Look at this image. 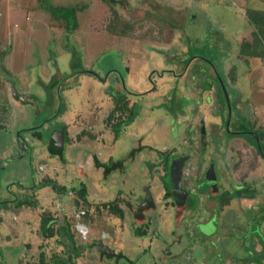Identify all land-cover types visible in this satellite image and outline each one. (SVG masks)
I'll return each instance as SVG.
<instances>
[{
	"label": "rangeland",
	"instance_id": "obj_1",
	"mask_svg": "<svg viewBox=\"0 0 264 264\" xmlns=\"http://www.w3.org/2000/svg\"><path fill=\"white\" fill-rule=\"evenodd\" d=\"M12 1L2 0L0 10V129L14 112L23 118L17 126L41 123L40 135L45 138V129L57 127V120L61 121L67 141L60 144L56 140L58 150L52 136L40 143L31 133L26 137L33 149L30 163L28 155H23L0 166V200L10 194L16 198L11 186L16 187L19 181L27 186L51 177L57 187H64L57 191L49 186L26 189L28 206L0 209V245L7 246L8 256L5 264L41 260L43 264H224L244 257L254 226H264L260 212L264 193L243 199L241 204H223L219 215L216 213L217 223L196 222L195 217L202 215L196 213L190 218L192 211L180 214L182 208H177L180 213L175 216L172 206H168L170 198L163 197L159 189L164 169L161 153L156 151L172 153L170 157L189 154L182 181L186 185L195 181L196 170L191 168L204 143L185 140L192 138L193 121L202 118L211 87L216 88L218 96L217 114L226 117L228 104L219 82L225 80L221 68L224 48L233 49L238 37L250 30V13L264 11V0H189L179 13L185 15L184 21L167 16L176 21L177 39L181 41L168 49L161 48L166 28L161 22L162 0H105L106 6L100 9V0H26L25 6L10 7ZM82 2L88 4L87 10L78 13L80 24L72 36L67 34L73 30L63 29L62 22L44 8L47 4L68 8ZM92 9H97V18L91 14ZM85 11L90 13L88 20ZM106 27L122 31L111 35L113 39L107 38ZM67 70L73 73L62 80ZM52 76L58 77L55 86L49 83ZM119 77L124 84L117 80ZM254 79L264 91V74L257 71ZM13 86L26 96L36 92L38 102L33 109L10 97ZM123 87L129 90L125 95L127 107L135 103L139 111L133 122L120 126L114 136L111 124L125 120L126 112L114 111L110 119L106 116L114 105L111 97H117L115 92L123 91ZM55 95L57 98L52 100ZM27 99L30 102L32 98ZM260 99L259 105L250 108L257 117L253 120L264 130V95ZM242 124L245 134L253 123L243 119ZM222 127L220 135L208 136L211 149L215 147L219 154L226 138L232 137L226 132L227 124ZM228 127L232 130L231 123ZM243 137L250 139L246 134ZM15 138L14 131H0V150ZM50 149L56 153L54 157L48 156ZM237 149V145L232 146L229 157L224 156L226 172L223 179L218 176V188L233 191L243 186L245 169L255 166L252 152L243 150V156H234ZM109 157L112 161L124 159L123 170L111 161L105 165ZM261 163L264 166L263 159ZM261 174L258 182L264 184V172ZM81 185L83 197L79 193ZM145 187L150 193L151 209L155 207L152 216L140 206ZM206 191L210 196L215 194L212 189ZM107 200L122 208V217L100 205ZM224 215L238 219L224 222L235 225L227 234L217 221ZM47 216L53 218L48 223L55 229L49 237L40 230V222ZM58 227H65L67 232L61 233ZM135 227L145 235H133Z\"/></svg>",
	"mask_w": 264,
	"mask_h": 264
},
{
	"label": "crops",
	"instance_id": "obj_2",
	"mask_svg": "<svg viewBox=\"0 0 264 264\" xmlns=\"http://www.w3.org/2000/svg\"><path fill=\"white\" fill-rule=\"evenodd\" d=\"M189 0H162L161 2V22L163 24H165L166 28L170 29L171 31H169L168 29L164 28V35L161 36V48H173L176 44H180V39H177V35L178 33L176 31H178V27H176L175 23L176 21L172 22L170 21L167 16L171 15L172 20L175 19H180L181 21H184L183 18H185V15H179L180 11H181V7L182 4L185 5L188 4ZM2 0H0V10L3 8V4L1 3ZM106 1L105 0H100L98 2V8L100 9L102 6L105 7L106 6ZM24 5L26 4V0H13L12 4L10 5V7H15V6H20V5ZM81 5H83V7H81L80 10L76 11L75 16H76V26L74 29H72V32H69L67 35L68 36H72L74 35L75 31H77L78 26L80 24L79 18H78V13L80 12H84V10H87V3L84 4L83 2L81 3ZM96 9V11H97ZM93 13H91L92 15L94 14L96 17V11L94 12V10H91ZM110 12V10H109ZM86 15V19H89V12L85 11ZM27 18V17H26ZM25 18V20H27ZM97 18V17H96ZM58 22V21H57ZM179 22V21H178ZM40 25V23H39ZM106 31L104 32V34L106 36H108L107 38H112V36L114 37L115 35H120V30H116L114 27L111 28H104ZM1 30V28H0ZM252 31H254L253 26L251 25V28L249 31L241 34L238 38V40L235 42L236 44L233 45V49H231L229 46H226L224 48V64L222 65V71H224V79H220L219 82H222V86L225 94V98L227 101L228 106L226 107L227 109V113H226V117L224 118V116H219L218 110L219 107L217 105V94L215 92L216 88L211 87L208 90V94H207V98H206V104L204 106V108L202 109V118H198L201 119L199 120L197 123H195L193 121L191 128L193 129V135L192 138H187L185 141L187 142H192V141H198L200 143H204L203 144V149H199V152L201 155H199L196 160L198 159V163L199 165H201V168H203L208 159L210 157H217L218 154L214 151L215 147L211 149V142H208V136H211L212 133L216 134V135H220V132H222L223 130V124H227L226 127V132H228L229 128V123L233 124L234 126L237 125H242V120L243 119H248V121H252V125L255 126V124H258L255 120L253 119H257V117H254L253 113H251V106H256V104H258V99L261 101V97H263L264 95V91H262L261 88V84L259 83L258 79L255 80L254 76L256 74L257 71H259L260 73L264 72L261 70L260 67V56H248V55H244V54H240V50H241V46H248V51H252L253 47L256 46V42L254 44H251V33ZM2 33V31L0 32ZM66 34V33H65ZM112 35V36H111ZM113 39V38H112ZM54 40V37H53ZM215 45L219 44V41L216 40L215 41ZM250 43V44H249ZM243 49V48H242ZM248 53V52H247ZM250 53V52H249ZM3 55V54H2ZM166 55V54H165ZM175 56V55H174ZM3 60H4V55L2 56ZM170 57H172L170 55ZM169 57V58H170ZM112 70V69H111ZM129 70V69H128ZM171 69H161L162 72L164 71H170ZM69 71V70H67ZM114 71V70H112ZM131 71V70H130ZM73 72L70 70L67 75L64 76L65 80L67 79ZM114 73V72H112ZM161 77H162V73H161ZM57 76L55 77H50L49 83L51 85L55 86V83L58 82L57 80ZM120 78V77H119ZM162 79V78H161ZM117 80H120V82L122 84H124V82L120 79L117 78ZM115 83V82H114ZM196 84V83H195ZM260 84V85H259ZM12 87V86H11ZM197 89L199 88L198 86H196ZM124 88V87H123ZM231 88V91H230ZM127 91L129 93L128 88H126ZM38 90V89H37ZM58 91V90H57ZM11 92V91H10ZM131 92V91H130ZM24 92L20 91H16L15 86H13V91L11 92L12 96H17V100L21 101V102H27L28 107L30 108H34V105L37 104L38 102V96L36 94V92L34 91L32 95L26 96L25 98L21 95ZM25 94V93H24ZM36 95V97H35ZM32 98L31 101L29 102L27 98ZM56 97L52 96V100ZM23 98V99H22ZM57 98V97H56ZM24 100V101H23ZM40 100V99H39ZM53 102H56V100H54ZM233 103V104H232ZM261 103V102H260ZM232 104V105H231ZM30 105V106H29ZM259 105V104H258ZM57 108V106H56ZM136 118V117H135ZM197 118V116L194 115L193 120H195ZM162 123V122H161ZM210 127H209V126ZM263 125V124H262ZM257 129H259L261 132L264 133V130L261 129V125L258 124V126H255ZM224 144V149L223 151V156L229 157V153H230V149H232V146L237 145L238 149L235 151V155H241L243 150H246L247 152L252 150L251 148H249V145H245L243 143V141L241 140V138H230V136H228V138H226V141L223 143ZM210 149V150H209ZM13 150H5L3 153V157L4 158H11L13 156ZM208 151V153H207ZM11 152V153H10ZM198 152V153H199ZM206 154H205V153ZM252 152V151H251ZM216 154V156L214 155ZM253 154V159L254 162L256 161V163L254 164V167H249L247 169H245V172H247L246 174V180L243 179V183L247 184V182L249 181H253L254 185H255V189L259 190L258 188H260L261 193H264L263 187H261V185L259 184L260 182H258V179H260L261 176H259V174L264 172V166L261 163V159L260 157H257ZM226 165V164H225ZM226 170V169H225ZM259 171V172H258ZM201 169L198 173V175L201 173ZM262 175V174H261ZM201 176V175H199ZM202 177V176H201ZM255 179V180H254ZM203 181H205V179H203ZM205 187H202V190H204ZM259 192H257L256 194H253L252 197L254 196H258ZM205 195V193H204ZM251 198H244L246 200L252 199ZM232 203H235V201L231 200L229 201V204L232 205ZM250 207H248L249 209Z\"/></svg>",
	"mask_w": 264,
	"mask_h": 264
},
{
	"label": "flooded vegetation",
	"instance_id": "obj_3",
	"mask_svg": "<svg viewBox=\"0 0 264 264\" xmlns=\"http://www.w3.org/2000/svg\"><path fill=\"white\" fill-rule=\"evenodd\" d=\"M86 71V70H85ZM87 72H89V71H87ZM86 73V72H85ZM89 74H90V72H89ZM91 75H93V77L95 78V79H97L98 81H102V78H99L98 77V75L97 74H95V73H93V74H91ZM124 90L123 91H125L126 89L125 88H123ZM12 91V90H11ZM122 90H121V92H119V91H116L115 93H117V94H121V95H127V93L128 92H123ZM114 93V94H115ZM24 94V93H23ZM129 94V93H128ZM9 95H10V97L12 96L11 95V92L9 91ZM22 95V94H21ZM110 95H112L111 93H110ZM24 97H25V94H24ZM13 100H15L16 102H18V100H17V96H13V97H11ZM112 98V97H111ZM23 99V98H22ZM125 100H126V98H125ZM24 101V100H23ZM23 104H27V102H23ZM114 106V105H113ZM13 109V108H12ZM11 109V110H12ZM111 109H113V107L111 108ZM13 111V110H12ZM111 111V110H110ZM109 111V112H110ZM116 111V110H115ZM114 112V111H113ZM112 112V113H113ZM55 117V116H54ZM17 118H19V121H17ZM55 119V118H54ZM135 119V118H134ZM21 121H23V118H21V116L19 115V117H16V115L14 114V112H12L11 113V115L9 114V116H8V118L6 119V124H5V126L4 127H2L1 129H0V131H3V130H11L12 132L14 131L15 132V136H16V138L15 139H11V140H9V144H8V146H6V147H4L3 148V150L1 149L0 150V153H4V151L5 150H12V149H14L15 147V149L13 150V156L11 157V158H4L3 156H2V160L0 161V166L2 165V163L3 162H6V161H9V160H14L15 159V156H18V157H20V156H26V155H28V164L30 163V161H31V159H30V157H32V153H31V150H33L32 149V147H31V145H29L28 144V141H26L27 139H26V137L27 136H29V134H31V133H34L35 135H36V137L38 138V140L40 141V143H45L47 140L49 141V138H50V136H52L53 137V139L55 138L56 140H57V137H59V133H61V144H64V143H66V141H67V133H66V129L64 128V126H63V124L64 123H62L61 121H58L57 120V123L56 124H58L57 125V127H50V129H45V133H46V131H47V134H46V138H45V136H41L40 134H41V132L42 131H39L40 130V128L41 129H43L42 128V124L41 123H37V124H29V123H27L28 125H26V126H24V125H18L17 126V123H19V122H21ZM55 121V120H54ZM17 122V123H16ZM133 122V120L130 122V123H132ZM129 123V124H130ZM128 124V125H129ZM230 124V123H229ZM8 125V126H7ZM243 125V124H242ZM234 126H233V124H232V130L231 129H229L228 130V133H230L231 135H232V137H230V138H241V140L243 141V143L245 144V145H249V148H251L252 150H250V151H248V152H253L254 153V155L255 156H257V157H260V155L256 152V146L253 144V142H251V140L253 139V141H256L257 142V140L258 139H255L254 140V136H255V130H257V128L255 127V126H251V129L250 130H246L245 131V133H246V135H248L249 136V138L250 139H248L247 140V138H245V137H243V135H245V134H242V132L244 131H242V129L240 128L241 127V124L240 125H237V126H235L234 128H233ZM46 128H48V126L46 127ZM229 128V127H228ZM259 130V129H258ZM113 131V130H112ZM45 133H44V135H45ZM54 134H56V137H54L53 135ZM117 134V133H116ZM116 134H115V132L113 131V135L114 136H116ZM230 136V135H229ZM45 138V139H44ZM115 138V137H114ZM55 139H54V141H55ZM29 140V139H28ZM57 141H55V143H56ZM58 143H56L54 146L57 148V145ZM50 146H52V145H50ZM224 147V146H223ZM59 148V147H58ZM57 148V149H58ZM52 150L54 149L53 148V146H52V148H51ZM48 150V156L49 157H54L55 155H56V153H54L52 150ZM61 149V148H60ZM224 149V148H223ZM222 149V150H223ZM59 150V149H58ZM83 150H85V149H83ZM157 152H159V153H161V158H162V163H163V166H162V169H164V172H163V177L160 179V181H161V185H160V187H159V189L160 190H162V192H163V197H167V199H169L170 198V201H169V204H168V206H172L171 208H172V210H173V212H174V215L176 216V214L179 216V214L178 213H180V208H182V210H181V213L180 214H183L185 211L186 212H188V211H192V213H191V215H190V218H194V214H196V213H200L202 216H198V217H195L196 218V222H206V221H211V220H214L215 222H216V219H215V217H216V215H214L213 214V210H212V208H213V205H212V202L210 201V200H208L207 198L208 197H213V196H215L216 194H218L220 191V189H222V188H218L217 187V183H218V181H219V179H223L224 178V173L226 172V163H225V161H224V156L222 155L223 154V151H222V153L221 154H219L218 152H216L217 154H218V156L217 157H215V158H213V157H210L209 159H208V161H207V163H206V165L203 167V168H201V165H199L198 163H196V162H198V159L197 160H195V164L193 165V167L191 168V170H196V175H197V177H196V179H195V181H193V183L191 182V184L190 185H186L185 184V182H183L182 181V179H184V176H183V174H182V169H183V166H184V163L186 162V161H189L188 160V158L187 157H189L188 155L189 154H184V155H180V156H177L176 157V155L174 154V155H172V157H170L171 156V154L172 153H165V152H162V151H159V150H157L156 151V153ZM29 153V154H28ZM88 152H84V154H87ZM92 154L93 153H91V155H90V157L92 156ZM130 154V153H129ZM128 154V155H129ZM131 155V154H130ZM215 156H216V154H214ZM199 156V153H198V155H197V157ZM93 157V156H92ZM184 157V160H183V162H182V166H181V168H180V179H179V189H180V191L178 192L179 193V195L178 196H183L182 197V199H181V197L180 198H177V197H175L174 195H173V193H172V191H171V182H170V179H171V176L169 175V169H170V166L174 163V162H176L179 158H183ZM196 157V158H197ZM13 158V159H12ZM128 158V157H127ZM187 159V160H186ZM260 159H262L261 157H260ZM109 161H111L112 163L114 162L115 164H116V166H121L120 167V169H121V171L123 170V161H124V159H118V160H116V161H112V159L109 157L107 160H106V162H104L105 163V165L107 164V162H109ZM93 162L97 165V160H93ZM104 163H100L101 165H104ZM98 167H100V165H98ZM211 167V172L210 173H208V170H209V168ZM2 168V167H1ZM200 169H201V173H200V175L202 176H199L198 175V173H199V171H200ZM34 170H35V167H34ZM118 170V169H117ZM32 172H33V170H31ZM207 174V175H206ZM218 176H219V179H218ZM226 178V177H225ZM49 180L50 182L49 183H46L45 185H41V183H43V181H45V180ZM53 178H51V177H45V180H43V181H39L40 183H35V184H31V185H24V184H22V183H19V182H17V184H16V187H14V185H12L11 186V188H13L15 191H14V193H15V195H16V198L15 197H13L11 194H10V197H5L3 200H0V202H2V201H4V200H8V202H10V203H13L17 198H18V196L21 194H23L24 196H26V197H28V199H30V196H28L26 193H24V190H26V189H40V188H43V187H45V186H49V187H51V188H53V186H52V183H53V185H55L54 184V181L52 180ZM203 179H205V181H203ZM255 180V179H254ZM204 182V183H203ZM10 184H12V183H9L8 185H10ZM260 184V183H259ZM7 185V186H8ZM40 185V186H39ZM248 185H250L251 187H248ZM261 185V187H263L264 186V184H260ZM56 186V185H55ZM205 187V189L204 190H202V187ZM57 187V186H56ZM166 187H168V189H169V194H167V196L165 195L166 194V192H167V188ZM17 188H20V191L18 192L16 189ZM58 188V187H57ZM59 188H61V190H64V187H59ZM148 188V187H147ZM147 188L145 187V198H144V196L142 197L143 198V201H142V204L140 205V206H142V210H145L144 212H147V214L148 215H153V214H155L154 212H151L155 207L153 206V208L151 209V206L150 205H152V201H151V197H150V193L148 192V190H147ZM251 188V189H250ZM81 189H83V185H81L80 186V189H79V193H80V191H81ZM208 189H212V190H214L215 191V194L214 195H208V194H206L205 192H207L206 190H208ZM259 190H256L255 189V185H254V182L253 181H249V182H247V184H244L243 186H241V187H237V188H235L233 191H230L229 189H226V188H223L222 190H227L229 193H230V195L232 196V198L231 199H228V201H231V200H233V201H235L237 204H241V202H242V200L244 199V198H251L252 196H253V194H256L257 192H259V191H261L260 190V188H258ZM53 190H56L57 191V189H54L53 188ZM59 190V189H58ZM32 191V190H31ZM120 191H122V190H120ZM27 192V191H26ZM123 192V191H122ZM236 192H238V196L237 197H235L234 196V194L236 193ZM204 193H205V195H204ZM81 195V194H80ZM82 195H84V191L82 190ZM253 198V197H252ZM204 200H206V201H204ZM30 201V200H29ZM227 201V202H228ZM226 202V203H227ZM110 203H112V204H110ZM225 203V204H226ZM144 204H148L147 206L146 205H144ZM159 204V203H158ZM158 204H157V206H158ZM189 206H188V205ZM27 205V204H26ZM29 205V204H28ZM27 205V206H28ZM100 205H102V207H107V209L109 210V211H111L112 212V214L113 215H117L116 217H119L118 216V214H116L113 210H112V208H110V207H108V205H111L112 207L114 206V207H118L117 206V204H116V202L115 201H112V200H107V201H105V202H102ZM11 206H13V205H8V207H6V208H4V207H2L1 206V203H0V209H8V208H10ZM19 206H21V205H19ZM146 206V207H145ZM159 206H160V204H159ZM243 206V205H242ZM13 207H15V206H13ZM120 210H122V208L121 207H118ZM177 208H179V209H177ZM219 211H220V209L218 210V215H219ZM203 212V213H202ZM139 212H137L136 214H138ZM142 213V212H141ZM141 213H139V214H141ZM212 213V214H211ZM144 213H142V215H143ZM206 215H207V217H206ZM212 215H214L213 216V218L211 219V217H212ZM123 216V213H122V215L120 216V217H122ZM48 218H49V220H53V218L52 217H50V216H47ZM150 219V221H151V219L152 218H149ZM49 220H48V222H49ZM237 220V222H238V219H237V217L236 218H233V217H231V215H229V216H223V217H219V218H217V221L219 222V224H221V225H224V222H226V221H228V222H231V221H236ZM54 221V220H53ZM47 222V223H48ZM217 223V222H216ZM48 226H50L49 225V223H48ZM52 227V226H51ZM58 228H60V227H58ZM63 228H65V227H63ZM135 229H138L137 227H135ZM135 229H133V231H132V234L133 235H139V236H144L145 235V233H143V235H141V234H135ZM258 231H260L259 233H261V236L262 237H264V230H263V228L262 227H258ZM60 230V229H59ZM140 230V229H139ZM263 230V231H262ZM67 232V231H66ZM65 232V233H66ZM54 233H55V229H53V227H52V233L50 234V235H48L47 234V231H46V233H44L45 234V237L47 236V237H49V236H53L54 235ZM201 243H204V241L202 240V241H200ZM205 244V243H204ZM6 250H7V246L6 245H0V264H5V263H7V260H6V258L8 257L7 255H6ZM201 250V249H200ZM198 253H200V251H198ZM201 255H202V257H204V252H203V250H201ZM39 258H42V253L40 252L39 253ZM31 264H43V262H42V260L41 261H38L37 263H31Z\"/></svg>",
	"mask_w": 264,
	"mask_h": 264
},
{
	"label": "trees",
	"instance_id": "obj_4",
	"mask_svg": "<svg viewBox=\"0 0 264 264\" xmlns=\"http://www.w3.org/2000/svg\"><path fill=\"white\" fill-rule=\"evenodd\" d=\"M81 7H83V5H81V4H75V5H72L71 7H68V8L63 7V6H58V7L54 8L48 4L44 6V8H46L49 12H51V14L54 16V18L57 21L62 22L63 29H65L67 31H70V30L75 28V26H76L75 13H76V11L80 10ZM250 15H251V17H250L249 21L254 28V31H252V33H251V39H252L251 44H254L256 42V46L253 47L252 51L251 50L248 51V46L243 45V46H241V50L239 52H240V54H244V55H248V56H250V55L260 56V59H261L262 57H264V11L253 10V11H251ZM69 25H70V27H69ZM58 83H59V81L56 82L55 85ZM221 86H222V84H221ZM112 101H113L114 106H113V109H111V111L106 116L108 119H110L112 112L115 110L118 111L119 114L126 112V116H125L126 119L125 120L118 121L116 123L111 124L112 130L116 134L118 132L120 126L128 125L135 118L134 116L137 113V110H138L137 106L138 105H136L135 103H132L129 107H127L125 96L121 95V94H118L117 97L112 96ZM56 109H57L56 110L57 114H60V112H59L60 104L57 105ZM240 128L243 130L244 129L243 125H241ZM255 139H258L257 142L253 141V139L251 140V142H253V144L256 146V149H255L256 152L264 160V133L261 132L260 130H255L254 140ZM49 182L50 181L47 179V180L43 181V183H41V185H45L46 183H49ZM52 186L54 189L61 190V188H59V187L57 188L55 185H53V183H52ZM166 188H167V192L165 195L167 196V194H169V189H168V187H166ZM80 194L83 197L82 189L80 191ZM234 196L237 197L238 192H236L234 194ZM231 198H232V196L230 195V193L227 190H221L215 196L208 197L207 199L210 200L212 202V205H213V208H212L213 214L216 215L218 210L221 209V206H223V204H225L228 201V199H231ZM29 200L30 199H28V197L24 196L23 194L22 195L20 194L18 196V198L13 203L8 202V200H4L0 203H1V206L4 208L8 207L9 204L16 207V206H19L22 204L28 205L30 202ZM110 204H112V203H110ZM108 207L112 208V210L116 214H118L119 217L122 215V211L118 207H114V206L112 207L111 205H108ZM260 212H261V216L264 220V207L262 208V210H260ZM214 215H212L211 219L213 218ZM48 220H49L48 217H46L45 219L43 218L41 220L40 230L43 233H46V231H47V234L50 235L52 233V227L48 226V223H47ZM230 226L225 224V225H221L220 227L223 229L224 234H227L228 230L235 225H230ZM262 228L264 230V226ZM59 229H60L61 233L66 232V228L60 227ZM237 230L240 231L241 227L238 226ZM258 230H259L258 226H257V228H256V226H254V231L251 233L252 235L250 236V239H248L249 244H248L247 248H245V256L242 257L241 259H232L231 262L229 260V261H227V263H224V264H232V263L233 264H264V237L261 236V233H259L260 231H258ZM135 234L143 235V233L141 232V230H139V228L135 229Z\"/></svg>",
	"mask_w": 264,
	"mask_h": 264
},
{
	"label": "water",
	"instance_id": "obj_5",
	"mask_svg": "<svg viewBox=\"0 0 264 264\" xmlns=\"http://www.w3.org/2000/svg\"><path fill=\"white\" fill-rule=\"evenodd\" d=\"M138 111L139 110H137V113H138ZM137 113H136V115H137ZM58 135H59V137L57 138V141L61 144V133H59ZM55 141H56V139H55ZM183 160H184V157L183 158H179L176 162H174L170 166V169H169V175L171 176V179H170L171 191H172V193H173V195L175 197H177V198L181 197V199H182L183 196H178L179 195L178 192L180 191V189H179L180 168L182 166ZM210 172H211V167L208 170V173H210Z\"/></svg>",
	"mask_w": 264,
	"mask_h": 264
},
{
	"label": "built area",
	"instance_id": "obj_6",
	"mask_svg": "<svg viewBox=\"0 0 264 264\" xmlns=\"http://www.w3.org/2000/svg\"><path fill=\"white\" fill-rule=\"evenodd\" d=\"M261 70L264 72V57L259 60Z\"/></svg>",
	"mask_w": 264,
	"mask_h": 264
}]
</instances>
